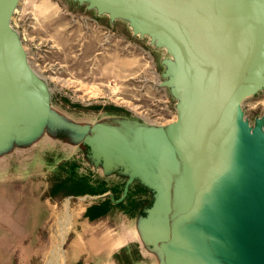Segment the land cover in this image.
I'll use <instances>...</instances> for the list:
<instances>
[{"label":"water","instance_id":"1","mask_svg":"<svg viewBox=\"0 0 264 264\" xmlns=\"http://www.w3.org/2000/svg\"><path fill=\"white\" fill-rule=\"evenodd\" d=\"M74 1L111 22L128 19L167 51L159 85L176 119L80 123L46 112L43 80L10 24L18 0H0V168L17 152L31 157L6 148L17 132L29 133L20 144L28 147L54 124L69 127L67 150L83 149L84 168L124 184L117 203L137 182L149 192L132 244L143 264H264V118L251 125L243 111L264 86V0Z\"/></svg>","mask_w":264,"mask_h":264},{"label":"rangeland","instance_id":"2","mask_svg":"<svg viewBox=\"0 0 264 264\" xmlns=\"http://www.w3.org/2000/svg\"><path fill=\"white\" fill-rule=\"evenodd\" d=\"M10 24L18 30L31 68L43 80L46 112L57 109L80 123L96 119L112 121L116 117L160 124L176 119L175 99L167 88L159 85L167 51L150 44L149 36L135 33L128 19L116 18L111 22L107 15L96 14L85 3L74 0H18ZM243 111L251 125H255L258 117L264 118V86L244 102ZM28 134L17 132L6 147L12 153L33 150L31 157L16 155L20 152L11 157L8 168L18 177L13 183L16 184L13 188L18 189L13 192L25 193L20 187L27 185L26 192L50 202L51 215L40 232L43 254L33 264L49 263L55 250L59 264H64L70 258V246L75 249L72 258L80 251L74 245L77 241L73 243L78 238L79 227L75 229L72 222L68 225L71 213L63 209V204L69 201L68 192L83 190L86 182L89 191L95 188L88 195L110 194L98 198L107 208L113 202L123 203L116 200L120 199L124 184L117 180L105 181L84 168L80 156L83 149L77 153L67 150V143L73 139L69 127L66 130L54 124L49 128L51 137L43 138L37 145L34 141L31 146L21 147ZM66 156L70 158H63ZM2 172L4 168H0ZM29 174L34 176L28 181L20 179ZM74 183H80L81 189H75ZM145 191L137 182L130 189L129 199ZM146 202L141 200L140 208H145ZM135 206L132 202L125 205L132 209ZM74 217L78 215L75 213ZM111 218L112 215L103 213L91 225L105 235L111 226L114 228ZM129 249L130 252L122 251L116 261L104 264H143L138 250L133 245Z\"/></svg>","mask_w":264,"mask_h":264},{"label":"crops","instance_id":"3","mask_svg":"<svg viewBox=\"0 0 264 264\" xmlns=\"http://www.w3.org/2000/svg\"><path fill=\"white\" fill-rule=\"evenodd\" d=\"M15 176L17 175H14L9 168H5L4 172L0 174V264H33L35 259L43 254L40 232L51 215L50 202L42 200L41 197L37 198L38 196L33 192L32 195L26 192L28 191L27 185L25 188L20 187L25 189V193L22 191L13 192L14 189H18L13 188L16 185L13 183L18 178ZM31 176L34 175H25L20 179L28 181ZM33 189L34 187L31 188V190ZM87 193L89 192L82 193L81 190L68 192L69 201L63 204V209L71 213L68 225L72 222L75 229L79 227L78 238L73 243L77 241L74 245L76 248H80L78 254L74 253L75 256L72 258V252H75V249L72 248L73 245L70 246L68 248L71 250L69 251L70 258L64 264L111 263L116 261L115 259L122 251L130 252V245L141 242L136 228V219L137 214L144 210V208H140L141 200H150L148 203L146 202V207L151 204L150 194L147 190L137 196L134 194L130 199L127 198L128 200L125 198L126 200L124 199L120 206L113 202L111 208L104 207L103 209H100V204L104 202L102 200L91 201L88 198H80V196L88 195ZM90 195L93 196V194ZM129 202L136 205V208H126L125 205H128ZM93 206H98L99 209L91 213L90 209ZM113 209H115L114 212ZM87 211L90 214L87 215ZM75 213L78 215L77 218L74 217ZM103 213L107 216L112 215L111 219L114 223V228L111 226V230L105 232V235L100 234L98 227L91 225L92 221L100 220ZM55 251H52V257L49 259L51 261L42 264H59V256ZM142 261L145 262V260Z\"/></svg>","mask_w":264,"mask_h":264},{"label":"flooded vegetation","instance_id":"4","mask_svg":"<svg viewBox=\"0 0 264 264\" xmlns=\"http://www.w3.org/2000/svg\"><path fill=\"white\" fill-rule=\"evenodd\" d=\"M71 185H72V184H71ZM72 186H74L75 189H78V190H79V188L81 189V185H80V183H74ZM84 186H85L84 189L81 190L82 193L85 192V191H87V192H89V193H93V192H95V188H91L90 191H92V192H90V191L88 190L89 187L86 186V182L84 183ZM76 191H77V190H76ZM79 191H80V190H79ZM96 193H99V192L96 191ZM129 195H130V193H128V195L126 196V199L129 198ZM127 200H128V199H127ZM100 205H101V206H100V209H103V208L105 207V206H104L105 204H103V203L100 204ZM121 205H122V204H121ZM119 206H120V204H119ZM107 208H111V206H107ZM96 209H99V207H98V206H97V207H94V206L91 207V209H90L91 213H92L93 211H95ZM108 210H109V209H108ZM105 211H107V210H105ZM87 213L90 214V212H88V211H87Z\"/></svg>","mask_w":264,"mask_h":264},{"label":"built area","instance_id":"5","mask_svg":"<svg viewBox=\"0 0 264 264\" xmlns=\"http://www.w3.org/2000/svg\"><path fill=\"white\" fill-rule=\"evenodd\" d=\"M161 119L165 120V119H167V118H161ZM165 121H166V120H165Z\"/></svg>","mask_w":264,"mask_h":264},{"label":"bare ground","instance_id":"6","mask_svg":"<svg viewBox=\"0 0 264 264\" xmlns=\"http://www.w3.org/2000/svg\"><path fill=\"white\" fill-rule=\"evenodd\" d=\"M205 71V74H207V72H206V70H204ZM58 251V250H57Z\"/></svg>","mask_w":264,"mask_h":264},{"label":"trees","instance_id":"7","mask_svg":"<svg viewBox=\"0 0 264 264\" xmlns=\"http://www.w3.org/2000/svg\"><path fill=\"white\" fill-rule=\"evenodd\" d=\"M87 215H88V213H87ZM90 217H92V216H90Z\"/></svg>","mask_w":264,"mask_h":264}]
</instances>
